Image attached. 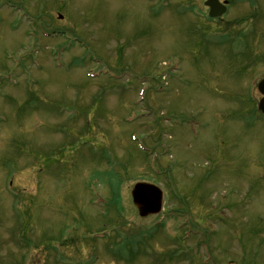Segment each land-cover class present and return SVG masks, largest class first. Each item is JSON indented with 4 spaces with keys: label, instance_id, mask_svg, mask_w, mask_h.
Instances as JSON below:
<instances>
[{
    "label": "rangeland",
    "instance_id": "1",
    "mask_svg": "<svg viewBox=\"0 0 264 264\" xmlns=\"http://www.w3.org/2000/svg\"><path fill=\"white\" fill-rule=\"evenodd\" d=\"M204 1L0 0V264H264V0Z\"/></svg>",
    "mask_w": 264,
    "mask_h": 264
},
{
    "label": "water",
    "instance_id": "2",
    "mask_svg": "<svg viewBox=\"0 0 264 264\" xmlns=\"http://www.w3.org/2000/svg\"><path fill=\"white\" fill-rule=\"evenodd\" d=\"M205 3L211 7L210 16L212 17L221 16L226 11V8L219 3V0H208ZM259 90L264 94V79L259 82ZM259 108L264 113V96L259 102ZM131 192L133 202L138 207L140 216L147 217L162 211L163 191L157 185L138 182Z\"/></svg>",
    "mask_w": 264,
    "mask_h": 264
},
{
    "label": "bare ground",
    "instance_id": "3",
    "mask_svg": "<svg viewBox=\"0 0 264 264\" xmlns=\"http://www.w3.org/2000/svg\"><path fill=\"white\" fill-rule=\"evenodd\" d=\"M225 13V12H224Z\"/></svg>",
    "mask_w": 264,
    "mask_h": 264
}]
</instances>
